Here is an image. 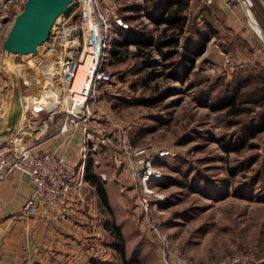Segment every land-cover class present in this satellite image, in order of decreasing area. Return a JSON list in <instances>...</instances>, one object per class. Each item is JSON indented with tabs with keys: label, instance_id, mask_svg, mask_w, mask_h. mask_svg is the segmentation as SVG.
I'll return each mask as SVG.
<instances>
[{
	"label": "rangeland",
	"instance_id": "374dc122",
	"mask_svg": "<svg viewBox=\"0 0 264 264\" xmlns=\"http://www.w3.org/2000/svg\"><path fill=\"white\" fill-rule=\"evenodd\" d=\"M124 2L115 0L114 4L122 8ZM251 2L253 14L263 25L262 12L259 14L256 9L259 8L257 0ZM74 16L76 9L71 14ZM242 17L243 33L227 30L223 24L220 33L215 35L219 46L215 44L216 38L214 41L211 36L207 39L204 53L197 57V68L193 66L199 71L196 76H219L226 81L245 75L248 78L245 89L264 86V52L259 48L260 41L249 24L247 13ZM132 22L137 28L154 31L155 35L161 26L148 25L142 17ZM110 46L109 41L106 62L110 59ZM131 46L129 43L117 48L108 67L110 82L100 84L95 97L99 100L97 105L108 111L112 119L128 125L133 143L153 142L174 151V154L162 155L156 160L163 170L160 181L167 180L158 184L166 198L152 212L160 219L171 241L195 258L237 252L243 253L246 259L238 264H264V151L261 150L264 128L247 136L236 149L226 150L215 138L221 133L235 132L239 126L236 119L248 117L263 108L264 98L261 102H244L245 106L251 107L249 110L224 112V108L212 109L195 99L198 85L187 83L196 73L192 71L183 81L172 79L166 74L169 68L162 60L149 69L143 68L144 55L136 54ZM48 47L43 53L48 52ZM1 48L2 143L7 135L4 129L12 128L7 127L9 100L15 93L19 96L28 91L25 84L30 83V72L26 83L23 79L12 83L14 76L7 74L6 68L20 59L21 53H5ZM152 52V56H159L155 49ZM225 54L230 61L224 60ZM172 58L177 60L178 55ZM173 66L178 67V62ZM168 87L172 88L160 97L161 90ZM103 155L105 158L100 165L90 163L91 170L106 171V179H100L108 196L110 194L108 200L112 206L132 210L138 191L134 180L126 168L116 166L108 154Z\"/></svg>",
	"mask_w": 264,
	"mask_h": 264
},
{
	"label": "built area",
	"instance_id": "2783aa9c",
	"mask_svg": "<svg viewBox=\"0 0 264 264\" xmlns=\"http://www.w3.org/2000/svg\"><path fill=\"white\" fill-rule=\"evenodd\" d=\"M210 2L211 0H206ZM24 0H0V47L15 14ZM253 14L251 0H241ZM264 19V0H258ZM76 9V16L71 14ZM259 30L254 27L264 52V25L253 14ZM112 21L126 26L128 22L116 13L114 0H76L68 15L50 27L47 44L52 47L51 58L41 61L30 72L28 91L19 95L24 110L46 116L60 114L57 130L71 137L78 130L80 160L74 162L61 150H35L27 145L0 144V182L12 170L28 175L32 192L23 209L33 212L37 203L47 207H63L72 196L83 199L82 186L87 182L85 163L100 165L108 154L116 166L127 169L137 186L132 213L139 228L148 232L158 244L162 264H238L246 262L243 253L231 252L207 258H195L171 241L160 219L152 212L166 198L159 187L163 176L157 158L174 154L169 147L153 142L136 144L131 140L128 125L101 115L93 105L99 85L110 82L111 72L106 62V50L111 36ZM79 46V47H78ZM180 48V45H176ZM2 49V48H1ZM1 51V50H0ZM225 61H230L228 55ZM84 66L79 68V64ZM108 150V152H107ZM264 151V144L261 146ZM106 179V171L98 170Z\"/></svg>",
	"mask_w": 264,
	"mask_h": 264
},
{
	"label": "crops",
	"instance_id": "0c3cea01",
	"mask_svg": "<svg viewBox=\"0 0 264 264\" xmlns=\"http://www.w3.org/2000/svg\"><path fill=\"white\" fill-rule=\"evenodd\" d=\"M124 1L122 8L114 5L116 13L126 20L128 25L124 26L112 21L108 67L117 53L113 48H122L123 44L129 43L133 45L131 47L136 48V43L130 41V38H133L130 29L136 30L141 35L155 36L154 31L137 28L132 22L142 17L148 25L157 26L142 13L141 7L135 8L132 5L138 3L141 6L144 0ZM197 1L189 0L187 14L188 18L189 15L194 16L193 20L196 24H201L203 14L197 9ZM212 1L223 14L222 22L218 19L219 27L225 24L227 30L242 31V33L245 31L242 16L243 13L248 15L250 11L244 7L241 0ZM256 9L260 14V8ZM250 16L254 20L253 15ZM262 24L264 25V19ZM211 37L213 41L216 38L214 34ZM215 42L219 46L217 38ZM248 42L251 44L249 37ZM203 51L194 59L195 68L198 64L197 57L203 54ZM18 100L20 103L19 96ZM98 101L95 97L92 102L100 115L103 113L111 120L122 123L112 119L108 111L97 105ZM16 105L13 94L12 99L9 100L7 121V127L12 128L4 129L5 135L7 134L4 142L27 145L35 150L55 148L63 151L74 162L80 160L79 131L76 130L71 137L59 132L57 124L60 114L49 117L43 111L29 112L21 106V112L16 115L14 112ZM86 180L87 182L82 186L83 199L79 200L76 196H72L63 207H47L38 202L33 212H25L23 206L32 192L33 185L26 173L12 170L0 182V264H97V261H93V257L109 264H162L157 241L138 227L132 210L121 206L114 207L109 202L111 207L109 211L100 202L93 184L87 178ZM108 193L107 191V195ZM110 215L122 234L123 253H120L112 243L115 237L106 223Z\"/></svg>",
	"mask_w": 264,
	"mask_h": 264
},
{
	"label": "trees",
	"instance_id": "16d2710c",
	"mask_svg": "<svg viewBox=\"0 0 264 264\" xmlns=\"http://www.w3.org/2000/svg\"><path fill=\"white\" fill-rule=\"evenodd\" d=\"M196 4L198 11L203 14L201 24H196L192 15H189L188 18L189 0H144L141 6L138 3H133V7H141L142 13L155 24H162L155 36L151 34L141 35L136 30L130 29V35L133 37L130 38V41L136 43L135 53L144 55V67L146 69L155 66L158 61L162 60L163 65L169 68L166 74L175 80L183 81L192 71L196 73L195 76L189 78L187 83L190 86L198 85L194 94L197 102L208 105L212 109L224 108V112H235L243 108L249 110L251 107L245 106L243 103L246 101L251 103L261 102L264 98V86L256 85L253 88L245 89L244 85L248 82L245 75L237 77L235 80L232 77L226 81H222L219 76L209 77L208 75L199 76V74L196 76L199 71L193 69L194 59L203 50L207 39L213 34L220 33L218 19L221 22L223 20L221 10L217 8L212 0L210 2L198 0ZM176 45H180V48ZM153 49L157 51L159 56H152ZM113 51L117 52L118 49L113 48ZM175 54L178 55L177 60L172 58ZM176 61L179 64L178 67L173 66ZM203 80L205 82L201 86ZM171 88L162 89L159 96L163 97ZM236 121L239 122V126L235 132L233 131L232 134L228 135L227 133H221L215 136L216 140L226 150L238 148L244 143L247 136L254 135L264 128V107L248 117L237 118ZM90 163L92 164V161L89 158L85 163V177L95 187L100 202L110 211L111 207L104 182L100 179L96 170H91ZM166 181L162 179L159 183H165ZM106 223H108V227L115 237L112 241L113 245L120 253H123V237L119 227L109 217H107ZM92 259L95 262L97 261V264H109L94 257Z\"/></svg>",
	"mask_w": 264,
	"mask_h": 264
},
{
	"label": "water",
	"instance_id": "95a60500",
	"mask_svg": "<svg viewBox=\"0 0 264 264\" xmlns=\"http://www.w3.org/2000/svg\"><path fill=\"white\" fill-rule=\"evenodd\" d=\"M75 4L76 0H24L3 39L2 50L5 53H22L35 49L36 44L47 37L55 16L59 13L68 15ZM14 96L17 115L21 109L18 95L15 93Z\"/></svg>",
	"mask_w": 264,
	"mask_h": 264
},
{
	"label": "bare ground",
	"instance_id": "6f19581e",
	"mask_svg": "<svg viewBox=\"0 0 264 264\" xmlns=\"http://www.w3.org/2000/svg\"><path fill=\"white\" fill-rule=\"evenodd\" d=\"M250 14L252 13L248 12L249 24L252 27H254L256 30H259L258 24L256 23L255 19L253 20V18H251ZM59 15H61V17ZM62 18H63L62 13L57 14L50 27H52L53 24H55L56 22H61ZM46 45H47V37L41 40L39 43H37L35 49L22 52L20 54L21 55L20 59H18L16 62L9 64V68H6V72L10 76L13 74L14 78L12 83L16 84L17 81H19V79H23L26 83V78L28 77V73L31 72L36 65L40 64L41 61L51 58V55L53 53L52 47L48 45L50 47L49 48ZM46 47H48L47 49L49 50L47 53H43L44 52L43 49L44 48L46 49ZM83 66H84L83 63L79 64V68H82Z\"/></svg>",
	"mask_w": 264,
	"mask_h": 264
}]
</instances>
